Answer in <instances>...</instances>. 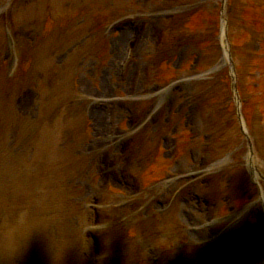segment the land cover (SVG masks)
Segmentation results:
<instances>
[{
	"label": "rangeland",
	"instance_id": "374dc122",
	"mask_svg": "<svg viewBox=\"0 0 264 264\" xmlns=\"http://www.w3.org/2000/svg\"><path fill=\"white\" fill-rule=\"evenodd\" d=\"M224 1L0 0V264L264 257V0ZM196 5L189 27L229 22L248 138L231 87L204 82L228 67L220 33L198 50L176 29Z\"/></svg>",
	"mask_w": 264,
	"mask_h": 264
}]
</instances>
